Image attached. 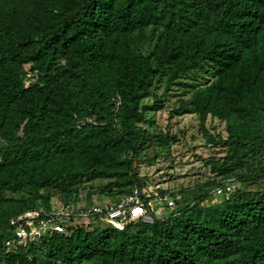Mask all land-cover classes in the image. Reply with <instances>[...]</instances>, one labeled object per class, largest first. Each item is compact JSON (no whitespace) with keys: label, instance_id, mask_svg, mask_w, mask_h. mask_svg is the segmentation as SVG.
I'll return each mask as SVG.
<instances>
[{"label":"trees","instance_id":"trees-1","mask_svg":"<svg viewBox=\"0 0 264 264\" xmlns=\"http://www.w3.org/2000/svg\"><path fill=\"white\" fill-rule=\"evenodd\" d=\"M144 30L145 52L133 39ZM199 70L212 80L171 116L198 117L206 143L226 150L205 165L241 188L170 193L174 211L153 223L17 235L30 231L20 215L79 202L94 181L122 197L146 189V113L165 110L166 93ZM156 82L165 93L142 105ZM209 118L227 123L226 138ZM210 185L223 200L205 207ZM0 261L264 264V0H0Z\"/></svg>","mask_w":264,"mask_h":264},{"label":"rangeland","instance_id":"rangeland-1","mask_svg":"<svg viewBox=\"0 0 264 264\" xmlns=\"http://www.w3.org/2000/svg\"><path fill=\"white\" fill-rule=\"evenodd\" d=\"M150 35L149 30H144L137 32L133 37L139 50L145 52L151 47ZM29 76H25L27 86L37 81L34 74ZM211 80V76L206 75L203 70L187 75L173 85L170 92L166 93L164 99L165 110L158 113H146L147 122L144 127L150 131L152 142L141 155L139 169L140 174L146 177L148 187L179 195L182 191L195 192L213 181L228 183L227 191L229 192L243 186L235 176L222 181L216 179V176L211 172V168L205 165L204 159L224 157L226 150L212 147L206 143L203 134L199 130L200 122L197 116H171V113L180 107L181 101L191 99L195 88L204 86ZM165 91V84L156 82L153 93L142 102V105H151L154 101V95L161 96ZM207 127L213 134H221L224 138L228 136L226 122L209 118ZM160 135H164L165 138L166 136L174 137V140L168 146L162 142L164 140L160 138ZM105 184L106 181H94L87 184L86 188L79 193L77 200L85 206L114 202L123 196L101 192L99 187ZM249 184L255 189L258 187L259 182L255 180L249 182ZM91 186L94 188L91 189ZM209 190L211 196L203 203V206L209 207L222 202L223 190L220 187L213 188L210 185L204 189V193ZM158 209H160L158 215L163 217L174 211L175 208H165L161 203ZM104 225L106 226V224ZM0 264L6 263L0 261Z\"/></svg>","mask_w":264,"mask_h":264},{"label":"built area","instance_id":"built-area-1","mask_svg":"<svg viewBox=\"0 0 264 264\" xmlns=\"http://www.w3.org/2000/svg\"><path fill=\"white\" fill-rule=\"evenodd\" d=\"M117 104L120 105V101ZM161 203L165 208L175 207L171 194L147 187L142 192L136 188L132 194L114 202L83 206L73 201L64 205H55L52 210L46 208L29 210L20 215L17 220H24L25 226L30 231L27 232L23 228L17 235L20 238L29 236L31 241H36L46 234H65L70 227L88 226L97 220L118 229H124L126 225L133 222L153 223L152 213L158 215L160 210L158 207Z\"/></svg>","mask_w":264,"mask_h":264}]
</instances>
